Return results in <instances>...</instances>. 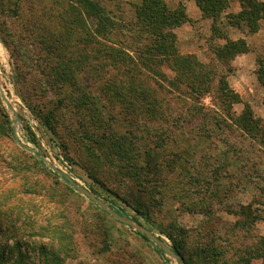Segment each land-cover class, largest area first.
I'll use <instances>...</instances> for the list:
<instances>
[{"label": "rangeland", "instance_id": "rangeland-1", "mask_svg": "<svg viewBox=\"0 0 264 264\" xmlns=\"http://www.w3.org/2000/svg\"><path fill=\"white\" fill-rule=\"evenodd\" d=\"M97 1L110 17L125 22L136 20L135 5L141 2ZM166 1L173 9L182 3L187 9L190 2ZM231 1L230 11H235L239 0ZM71 4V0H0V85L15 111L9 109L0 93V264H181L131 221L167 247L171 241L161 230L171 224L184 228L191 236V250L197 243L214 238L225 252L224 262L238 264L246 249L264 239V147L237 135L240 139L230 142L243 148L239 154L230 152L224 157L220 156L221 140L199 142L192 140L191 133L188 141L180 138L178 146L182 150L196 151L193 161L197 165L187 166L189 175L181 169L173 174L166 169L163 173L166 182L157 185L151 194L153 200L146 199L154 223L139 218L90 177L94 168L107 186L121 195L124 189L119 182H128L123 176L126 170L119 174L115 157L109 156L107 160L101 156L100 162L93 160L89 148L98 155L108 152L107 148L100 149L95 142L87 140L86 129L101 134L99 123L88 121L86 127L83 118L91 116L78 107V94H73L71 87L61 86L62 83H51L48 77L56 56L47 51L46 38L54 34L52 42L60 39L64 46L58 51L72 60H77V52L89 56V60L78 64L82 70L80 81L88 95L99 98L105 107L101 116L107 128L103 131L133 133L150 141L151 136L140 128L126 126L127 112L111 94L103 93L107 91L105 82L117 77L123 69L110 56L100 54L85 34L75 32L77 24L65 20L62 13L69 11ZM192 21L187 26L194 28L193 36L185 40L178 38L179 51L207 63L214 43L201 21ZM96 24L95 18H88L84 27L93 30ZM224 28L227 30L226 22ZM109 37L100 39L109 51L111 47L131 45L120 34ZM96 56L100 59L94 60ZM138 62L141 63L139 58ZM158 71L169 79L174 78V73L164 65ZM168 98L172 106L180 107L175 95ZM202 104L208 110L217 109V96H206ZM236 109L233 108L234 115L238 113ZM45 121L50 122L55 134ZM171 129L174 130L164 126L162 138L169 137ZM175 146L170 144L168 151H177ZM216 166L225 170L214 180L210 178V167ZM198 170L213 183L209 193L205 192L208 186L189 181ZM244 208L258 215L253 225L241 216ZM157 247L165 252L167 260L159 256ZM251 262L264 264L263 259Z\"/></svg>", "mask_w": 264, "mask_h": 264}, {"label": "trees", "instance_id": "trees-1", "mask_svg": "<svg viewBox=\"0 0 264 264\" xmlns=\"http://www.w3.org/2000/svg\"><path fill=\"white\" fill-rule=\"evenodd\" d=\"M185 1L194 2L201 12L202 19L211 22L210 41L214 46L210 50L211 55L207 63L200 61L193 54L184 55L179 51L175 30L194 23L183 3L173 9L166 0H141L135 5L134 22L110 17L97 0H71L69 11L62 13L67 22L73 21L72 23L78 25L75 32L79 30L81 31L79 33L85 34V37H88L86 40L96 46L100 54L110 56L111 61L117 64L119 69H123L117 77L105 82L107 91L103 90V93L111 94L127 112L129 116L127 115L125 121L126 126L132 129L136 126V130L140 128V131L151 136L150 141L135 137L133 133H119L113 129H109L108 132L103 131L107 128L105 125L107 122L101 116L105 107L102 106L99 98L88 95L80 81L82 70L78 64L89 60V56L77 52V60H72L66 53L58 51L61 47V50L64 49L60 39L56 40V43L52 42V37L55 38L54 34L46 38L47 45L49 44L47 51L56 56L53 60L54 65L48 73L50 82L62 83L61 86L71 87L73 94H78V107L86 110L91 116L90 119L83 118L86 127L89 125L88 121L99 123L101 134L96 135L86 129L87 140L95 142L100 149L107 148L108 152L107 155L104 153L98 155L89 148L93 160L100 162L101 156H106L107 160L110 159L109 156L115 157L118 161L119 174L126 170L123 176L128 178V182L127 185L119 182L124 189V194L121 195L109 188L94 172V168L90 172V177L99 187L115 196L149 224L154 222L150 204L146 199L153 200L154 195L151 194H154L157 185L166 182L163 177L164 171L167 169L173 174L181 169L189 175L187 166L197 165L193 161L196 151L182 150L178 146L180 138L187 140L191 133L192 140L198 139L199 142L221 140L223 150L220 156L224 157L230 152L239 154L242 145H232L230 140L236 143L240 137L248 138L264 147V119L255 115L252 106L246 104L240 116L236 117L233 114V108L241 104L242 99L228 81L233 73L231 63L239 55L247 54L249 47L245 40H232L224 28L226 22L227 27L247 35L258 33L261 28L260 23L264 20V1L239 0L241 10L237 13L229 12L232 8L231 0ZM88 18L97 20L93 30L84 27ZM116 34H120L131 45L127 48L111 47L110 51L107 50V45L100 39ZM216 42L219 43L215 44ZM97 59L100 58L96 56L94 60ZM162 65L174 73V78L169 79L158 71V67ZM258 66V81L264 87V58L258 59ZM210 94L217 96V109L208 110L202 104V100ZM168 95H175V100L181 104L180 107L172 106ZM131 119H135V123L131 121L130 124ZM45 124L55 134L50 122L45 121ZM164 126L174 129L173 131L171 129L167 138H162ZM153 138L156 141H151ZM170 144L176 145L177 151L169 152ZM210 169L212 173L210 178L214 177V180L219 178L221 171L225 170L220 166ZM194 174L196 176L190 177L189 181L202 183L203 187L208 186L205 192L209 193L213 183L206 178L202 170ZM132 186H135V189ZM241 216L251 220V225L258 221V215H253L250 208H244ZM135 221L138 222V219ZM246 224L249 223H244L245 227ZM161 231L170 239L171 250L185 264H228L227 261L224 262L226 258L224 250L217 246L214 238L209 242L197 243L191 250V236L184 228L171 224L168 229ZM142 236L148 240L144 235ZM201 237L205 239L204 236ZM157 252L162 259L167 260L165 252L160 247H157ZM253 255L256 256L252 257ZM255 259L264 260V239H260L255 246L246 249L244 257L240 258L238 264H252L251 260Z\"/></svg>", "mask_w": 264, "mask_h": 264}, {"label": "crops", "instance_id": "crops-1", "mask_svg": "<svg viewBox=\"0 0 264 264\" xmlns=\"http://www.w3.org/2000/svg\"><path fill=\"white\" fill-rule=\"evenodd\" d=\"M239 6H237L235 11L229 12H239L241 10ZM187 12L191 19L201 21L205 28H207V36L210 38L212 33L211 22L202 19L201 12L194 2H189ZM260 26V31L252 35H247L239 30L227 27V32L232 40H245L249 47L247 54L239 55L232 61L231 67L233 73L228 81L231 88L242 99L241 104L235 105V109L237 108L236 110L238 111L235 115L240 116L245 105L248 104L258 113V117L264 119V87L260 85L257 77V70L259 68L258 59L264 58V20L261 21ZM175 33L180 40H185L186 38H192L194 28L184 25L178 28Z\"/></svg>", "mask_w": 264, "mask_h": 264}, {"label": "water", "instance_id": "water-1", "mask_svg": "<svg viewBox=\"0 0 264 264\" xmlns=\"http://www.w3.org/2000/svg\"><path fill=\"white\" fill-rule=\"evenodd\" d=\"M0 93H1V95H2V97H3V99H4V101H5V103H6L7 106L9 107V109H10L11 111L15 112L14 109L12 108V106H11V105L9 104V102L7 101L6 96H5V93H4L3 89L1 88V85H0ZM81 190H82V189H81ZM82 191H84V190H82ZM84 193L88 194V192H86V191H84ZM88 195H89V194H88ZM113 215L117 216L120 220L123 221V219L120 218V217H119L118 215H116L115 213H113ZM125 222H126V221H125ZM129 223L137 225V227H138L143 233H145L150 239H152V240L155 241L157 244H159V245L163 248V250H165L169 255H171L172 257L176 258L181 264H185V263L183 262V260H181V258L178 257V256H177V255L171 250L170 247H167V245H166L165 243H163V242H161V241H159V240H157V239H154V237L152 236V234H151L149 231L145 230L143 227H141L140 225L136 224L134 221H131V222H129Z\"/></svg>", "mask_w": 264, "mask_h": 264}]
</instances>
